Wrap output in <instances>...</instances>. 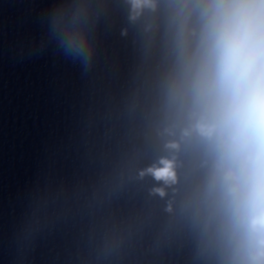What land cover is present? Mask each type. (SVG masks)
Here are the masks:
<instances>
[{
	"label": "clouds",
	"instance_id": "9594fccd",
	"mask_svg": "<svg viewBox=\"0 0 264 264\" xmlns=\"http://www.w3.org/2000/svg\"><path fill=\"white\" fill-rule=\"evenodd\" d=\"M142 2L133 0L134 8ZM221 8L213 29L224 130L241 148L255 141L264 155V0H232ZM161 164L149 171L157 179L173 178L171 162ZM254 195L264 196V176ZM258 222L264 223V217Z\"/></svg>",
	"mask_w": 264,
	"mask_h": 264
}]
</instances>
